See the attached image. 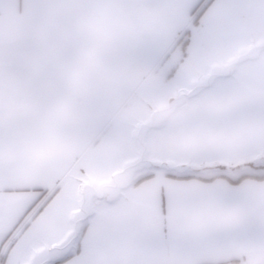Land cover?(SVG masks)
Segmentation results:
<instances>
[{"label":"snow or ice","instance_id":"6c2138e0","mask_svg":"<svg viewBox=\"0 0 264 264\" xmlns=\"http://www.w3.org/2000/svg\"><path fill=\"white\" fill-rule=\"evenodd\" d=\"M23 11L0 34V264H264V0ZM129 107L151 147L116 133Z\"/></svg>","mask_w":264,"mask_h":264},{"label":"crops","instance_id":"0c3cea01","mask_svg":"<svg viewBox=\"0 0 264 264\" xmlns=\"http://www.w3.org/2000/svg\"><path fill=\"white\" fill-rule=\"evenodd\" d=\"M26 0H0V34H8L15 32L21 25L24 18L23 6ZM128 45L135 43V36L129 35L127 38ZM138 74L133 70H128L117 82L116 87L121 91L125 99H129L133 92L135 84H131ZM133 88V89H132ZM131 109L121 116L119 127L116 133L126 139L130 146L134 147H151L150 141L159 131L156 125H141L138 128V133L135 132L131 125Z\"/></svg>","mask_w":264,"mask_h":264},{"label":"clouds","instance_id":"9594fccd","mask_svg":"<svg viewBox=\"0 0 264 264\" xmlns=\"http://www.w3.org/2000/svg\"><path fill=\"white\" fill-rule=\"evenodd\" d=\"M33 31L40 35L42 34L43 27L40 23H37L33 27ZM62 36L67 43L75 44L81 40L95 39V29L91 25H84L77 27L76 25L66 26L62 29ZM114 37H107L106 39H113ZM84 49H81L77 53V60L80 63V74L83 78L87 75V59L83 55Z\"/></svg>","mask_w":264,"mask_h":264},{"label":"rangeland","instance_id":"374dc122","mask_svg":"<svg viewBox=\"0 0 264 264\" xmlns=\"http://www.w3.org/2000/svg\"><path fill=\"white\" fill-rule=\"evenodd\" d=\"M137 78L138 77H135V80L131 84H135L137 82ZM135 86H132V87H134V89L132 88L133 92L130 94V97H129L128 100L132 99V97L134 96V94H135ZM129 108L131 109V113H132L131 114V125H130V128H132L133 130H135V132L138 133V128H139V126H141V125L138 124V119H137L138 112H137L136 109H134L132 107H129ZM147 126H149V125H145V127H147Z\"/></svg>","mask_w":264,"mask_h":264}]
</instances>
